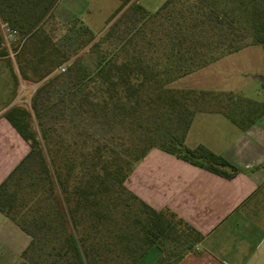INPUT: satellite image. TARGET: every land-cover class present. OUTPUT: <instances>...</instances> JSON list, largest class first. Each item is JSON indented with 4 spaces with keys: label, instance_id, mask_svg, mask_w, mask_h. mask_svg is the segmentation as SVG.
<instances>
[{
    "label": "trees",
    "instance_id": "trees-1",
    "mask_svg": "<svg viewBox=\"0 0 264 264\" xmlns=\"http://www.w3.org/2000/svg\"><path fill=\"white\" fill-rule=\"evenodd\" d=\"M57 1L0 0V19L35 41L38 63L49 60L42 72L33 66L32 81L45 80L30 109L2 113L30 147L0 183V212L29 236L20 264H136L152 246L161 251L153 264L172 254L167 264H175L201 235L171 210L151 207L125 180L153 148L234 175L220 154L185 145L187 130L202 111L246 129L263 103L170 84L248 45L264 48V0H163L154 11L119 0L100 34L72 18L57 19L64 27L57 38L39 37ZM25 175L26 195L17 200Z\"/></svg>",
    "mask_w": 264,
    "mask_h": 264
},
{
    "label": "crops",
    "instance_id": "crops-1",
    "mask_svg": "<svg viewBox=\"0 0 264 264\" xmlns=\"http://www.w3.org/2000/svg\"><path fill=\"white\" fill-rule=\"evenodd\" d=\"M88 1L58 0L54 14L59 20L68 21L74 15L61 11L59 5L65 2L70 8H78ZM252 45L188 73L170 85L230 92L260 101L264 106V74L253 75L260 83L259 97L247 94L241 86L222 89L215 80L205 77L215 63L228 57L234 59L237 53ZM4 111H0V183L30 149L28 142L2 115ZM184 143L189 147L205 145L237 171L225 177L153 148L135 163L125 180L126 187L151 207L171 210L201 235L194 249L175 264H264V111L246 129L239 128L223 113L197 112ZM23 232L0 212V257L9 258L16 237L24 240ZM160 256V249L152 246L136 264H153Z\"/></svg>",
    "mask_w": 264,
    "mask_h": 264
},
{
    "label": "rangeland",
    "instance_id": "rangeland-1",
    "mask_svg": "<svg viewBox=\"0 0 264 264\" xmlns=\"http://www.w3.org/2000/svg\"><path fill=\"white\" fill-rule=\"evenodd\" d=\"M162 1L138 0L149 11L157 9ZM119 2V0H89L87 4H82L78 8H70L66 6L67 4L65 2H62L58 8L65 13L73 14L75 18H79L95 33L100 34L107 27L105 23L107 17L118 6ZM55 7L56 4L52 9V14L42 21L39 27V37L48 35L57 38L64 31L62 24L57 22L58 18L54 14ZM0 34L2 36L0 50L3 47L6 50L5 55H0V111H4L13 105L30 109V102L34 91L45 80L44 78L38 82L32 81L36 77L33 66L37 64L38 70L42 72L44 71V67L49 63V60L47 59L44 62L38 63L36 61L37 50L34 49L35 41L30 39V36L27 34H22L17 30L11 29L1 19ZM29 60L32 61L27 63ZM19 64L31 80L21 79L17 67ZM206 72L207 76L205 77L215 80L218 83V87L222 89H234L241 86L247 94L253 95V97H259L258 95H261L260 83L253 79V75L255 73L264 74V48L260 44H253L244 51L237 53L234 59L228 57L218 61ZM175 82L173 81L171 84H175ZM32 125L36 127V121L34 119ZM59 130L60 132L64 131L63 129ZM121 147L119 150L123 152V146ZM24 177L18 189L17 200L21 196L26 195L28 176L25 175ZM9 188L13 189V186L11 185ZM23 234L25 236L24 240L20 236L16 237L15 245L10 249L9 258L0 257V264L21 263V252L29 241V236L25 232ZM167 248L173 251L177 249V247L169 243H167ZM174 256L172 254L168 257L167 263H171L174 260Z\"/></svg>",
    "mask_w": 264,
    "mask_h": 264
},
{
    "label": "built area",
    "instance_id": "built-area-1",
    "mask_svg": "<svg viewBox=\"0 0 264 264\" xmlns=\"http://www.w3.org/2000/svg\"><path fill=\"white\" fill-rule=\"evenodd\" d=\"M59 70H60V71H63V70H64V65L60 66V67H59Z\"/></svg>",
    "mask_w": 264,
    "mask_h": 264
}]
</instances>
